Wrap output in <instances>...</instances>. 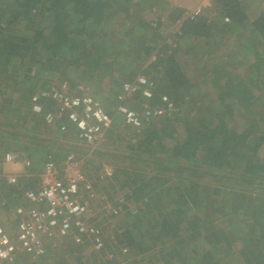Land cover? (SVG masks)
Here are the masks:
<instances>
[{
	"label": "trees",
	"instance_id": "1",
	"mask_svg": "<svg viewBox=\"0 0 264 264\" xmlns=\"http://www.w3.org/2000/svg\"><path fill=\"white\" fill-rule=\"evenodd\" d=\"M160 3L0 0V174L8 151L24 153L39 172L69 153L58 137L77 140L72 124L61 130L65 120L46 123L51 98L36 99L41 113L32 109L41 88H55L51 78L74 88L114 75L119 91L145 75L153 96L128 102L171 109L140 127L121 129L116 116L106 133L116 150L107 155L118 166L112 179L126 189L122 200L109 196L125 215L115 246L146 253L144 264H264V0H212V18ZM158 5L167 11L165 28L162 16L145 17ZM113 18L123 25L110 29ZM171 24L176 30L164 35ZM106 108L114 114L115 98ZM97 161L87 163L101 167ZM88 164L83 170L91 177ZM13 186L1 176L6 208L24 189ZM87 249L48 244L44 262L71 264L70 256L80 260ZM105 249L89 254L94 264L110 261Z\"/></svg>",
	"mask_w": 264,
	"mask_h": 264
},
{
	"label": "built area",
	"instance_id": "2",
	"mask_svg": "<svg viewBox=\"0 0 264 264\" xmlns=\"http://www.w3.org/2000/svg\"><path fill=\"white\" fill-rule=\"evenodd\" d=\"M211 1L203 0L192 13L198 15L211 8ZM154 87V82L141 74L131 82H124L114 97V114H110L85 84L79 83L69 89L63 83L60 88H41L39 94L33 97L32 109L41 113L43 105L36 99L39 96L51 98L54 109L45 112L46 123L55 127L65 120L61 130L72 124L77 128L74 134L76 142L92 153L105 141L116 116L126 126L140 127L171 109L158 104L151 107L147 102L136 108L128 102L135 96L136 100L151 98ZM162 100L169 102V97L162 95ZM4 161L31 164L30 158L20 151L6 152ZM82 163L83 158L69 152L61 162L47 160L43 164L38 185L25 192L28 205L14 209L19 217L14 236L0 221V264H18L19 251L31 257V264H46L44 258L48 244L55 248L59 245L58 240L65 237L75 246L92 248L96 252L105 247L103 220L119 215L120 209L105 193L94 189ZM104 175L111 177L113 168L104 164ZM1 176H5L10 184L19 182L15 174H0V180ZM1 205L5 202L1 201Z\"/></svg>",
	"mask_w": 264,
	"mask_h": 264
},
{
	"label": "rangeland",
	"instance_id": "3",
	"mask_svg": "<svg viewBox=\"0 0 264 264\" xmlns=\"http://www.w3.org/2000/svg\"><path fill=\"white\" fill-rule=\"evenodd\" d=\"M201 2H203V0H161L160 4L165 3V4L169 5V7H175V6L182 7L185 10H187V12L188 11L192 12L194 9H196V7ZM155 7L156 8H153L151 10H146L145 11L146 12L145 17L147 20H149V19H154V17L156 15L162 16L164 19V28H165V25L168 22L165 19L166 17H164V15L166 14L167 11L166 10L163 11V8H161L160 5L155 6ZM214 12L215 11L212 7L211 8L209 7L206 10V14L209 15L210 18L213 17ZM119 20L120 21L117 22V19H114V18L111 19L110 24L108 23L110 29H117L116 26L118 27L120 25H123L124 20L122 21L121 18H119ZM120 22H122V23L119 24ZM126 25L128 26L129 22L126 23L124 26L127 27ZM175 26L177 27V25H175V24L168 25V27L164 30V35L168 34V33H169V35L172 34L173 31L176 30V28H174ZM161 30L163 32V29H161ZM234 35H232L233 38L236 37V35L235 36ZM114 48L116 51L118 50V47L115 45H114ZM153 59H154V57H153ZM185 59H184V62L187 63L188 59L187 58H185ZM196 59H197V57L194 59H189L190 64H192L193 60H194V62H197ZM201 59L203 60V58L200 57L199 60H201ZM189 62L187 63L188 66H189ZM188 70H189V74L193 75L192 67H190ZM116 78H117V74H116ZM60 80L61 79H58L57 77H55V78H51V80L49 82L52 84L51 86H54L55 88H60L61 85L63 83H65L64 80H62V81H60ZM112 83H115L114 82V75L110 78H109V76H106L101 81H98L97 79H92V81H90L89 83L88 82H82V84H85V86L88 88L90 93H92L95 97H97L103 103L104 106L105 105L108 106V102L112 103V99H114L115 94L118 92L114 89V86L112 85ZM66 84L68 85L69 89L73 88L67 82H66ZM17 97H18V95L15 93L14 95H12L11 98L17 99ZM53 109H54V106L52 107V110ZM174 110H176V109H174ZM118 123L121 124V127H120L121 129L124 126H126L121 121L120 117H118ZM177 128L179 131L183 130L181 127V124L178 122H177ZM48 136L49 135H46L47 138H48ZM49 137L51 138V136H49ZM58 138L63 143L65 142V144L70 148V150L68 149V152H72L76 156H78L79 158H83V163H82L83 167L86 164H88L87 161H89V160L90 161H92L93 159L98 160L97 162L101 164V167H99V164L96 166L91 165V164L87 165V167L89 168L88 171H90L89 174L91 175V177H89L87 174L86 175L91 180V183H92L94 189L97 192L105 193L108 197L110 196L111 193L116 192V194H114L115 198L122 200L123 192L125 193L126 189H125V187L123 189H121L120 183L117 180L112 179V177H114L113 175H114L115 168L118 166L111 164L109 162L110 160L107 158V155L110 152L112 153V152L116 151L114 149L115 145H113L114 142H109L105 138V141L99 145L98 149H96L94 152L90 153L86 147L78 144L76 141H72L71 139L67 140V139H64L61 137H58ZM43 140H44V138H43ZM72 145L73 146L76 145L77 148L72 150L71 149ZM54 152L57 153V151H51L50 154L53 155ZM30 160H31V164L26 165L23 161L10 164V163H6L4 161V157L2 159V170H1L2 173L1 174H4V175L15 174L19 180L18 184H10L9 182L8 183L10 185H15L16 187L15 186H13V187H15L16 189H19V186H24L23 191L20 192L19 202L12 207L10 206V207L6 208L5 206H2L1 201H4L5 203H7L6 201H8V200L5 199L6 197L5 198L0 197V221L13 236L15 234L16 225H17L18 220H19V217L14 212V209L20 205H24V206L28 205V202L26 201V198H25V192H26L28 187L31 186L32 188H34L38 185L39 173L42 170V169H40L39 172L37 170H35L33 168L32 159L30 158ZM104 164H105V166L107 165V166H111L113 168V175L111 177H109L108 175H104V169H103ZM118 165L120 166L121 164L119 163ZM88 171H86V172H88ZM117 175L123 181V177H125V175H123L121 173H118ZM150 175L153 177L156 176V174L154 175V173H151ZM171 182H169L167 184L170 185ZM128 191H129V189H128ZM0 196H2V195H0ZM123 218H125V215H123L122 210L120 209V214L118 216L112 217V219H110V220H108V219L103 220L104 233H105V244H106L105 251L108 253V257L110 258V261H107L104 258H102L101 260L100 259L98 260V264H144L145 262L148 261L149 256L146 253H144V254H138L137 253L135 255H133L132 253L128 254V252L122 253L121 250L118 248V246H115L117 244L116 240L114 239V237L116 236L115 233H118L121 230V226L125 222V219H123ZM66 241H70V239L65 237L63 239L58 240V242H66ZM90 253H92V254L94 253L95 255H100V253L95 252L93 249H87V252L84 253L83 257L80 260L77 258L78 255L75 254L72 257L71 256L69 257V261L71 264H81V263L82 264H94L95 262H94V260H92L91 255L89 256ZM63 260H65L64 257H63ZM18 262H19L18 264H31L32 260H31V257L29 255L23 253L22 251H19ZM63 263H69V262L67 260H65ZM154 264H159V263L156 262Z\"/></svg>",
	"mask_w": 264,
	"mask_h": 264
}]
</instances>
